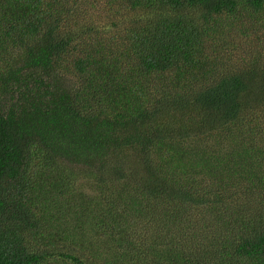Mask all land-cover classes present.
<instances>
[{"label":"trees","instance_id":"trees-1","mask_svg":"<svg viewBox=\"0 0 264 264\" xmlns=\"http://www.w3.org/2000/svg\"><path fill=\"white\" fill-rule=\"evenodd\" d=\"M0 264H264V0H0Z\"/></svg>","mask_w":264,"mask_h":264},{"label":"rangeland","instance_id":"rangeland-1","mask_svg":"<svg viewBox=\"0 0 264 264\" xmlns=\"http://www.w3.org/2000/svg\"><path fill=\"white\" fill-rule=\"evenodd\" d=\"M73 177V176H72ZM73 178H78V177H73Z\"/></svg>","mask_w":264,"mask_h":264}]
</instances>
